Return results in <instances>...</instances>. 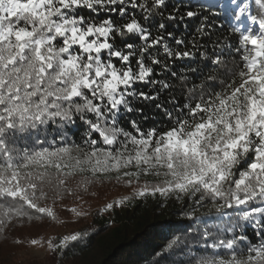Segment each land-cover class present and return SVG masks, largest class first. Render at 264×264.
Masks as SVG:
<instances>
[{"label": "snow or ice", "instance_id": "6c2138e0", "mask_svg": "<svg viewBox=\"0 0 264 264\" xmlns=\"http://www.w3.org/2000/svg\"><path fill=\"white\" fill-rule=\"evenodd\" d=\"M257 3L259 14L250 19L258 28L232 27L237 41L214 42L209 55L195 38L189 48L164 23L153 34L128 12L144 9L147 19L166 8V0H152L151 7L136 0H0V229L16 218L40 219L25 209L55 219L40 205L48 186L59 193L77 173L90 171L95 177L132 166L137 171L124 176L163 178L152 186L153 195L199 193L198 202L208 200L217 215L254 221L255 243L241 228L230 239L206 245L229 250L227 257L217 252L195 264H264V0ZM247 7H239L236 21ZM101 11L117 13L124 22L99 17ZM198 16L188 10L167 19ZM205 27L201 23L196 29L201 37L209 35ZM128 35L139 36L143 44L125 42L120 48L116 36ZM168 39L183 47H171ZM196 52L212 67L199 84L189 86V76L178 75L169 60H192ZM164 73L178 83L156 78ZM177 89L182 102L173 94ZM153 109L167 117L166 125L143 126L156 120ZM122 117L131 131L121 126ZM78 120L87 127L85 147H57L48 139L50 122L63 127ZM148 189L145 184L139 195ZM77 239L70 235L49 246L64 248Z\"/></svg>", "mask_w": 264, "mask_h": 264}, {"label": "trees", "instance_id": "16d2710c", "mask_svg": "<svg viewBox=\"0 0 264 264\" xmlns=\"http://www.w3.org/2000/svg\"><path fill=\"white\" fill-rule=\"evenodd\" d=\"M136 2L147 3L149 7L152 5V0ZM166 3L168 5L166 8L156 9L147 19H144L146 15L144 9L129 8L128 12L153 34L157 33L158 25L164 23L167 31L173 32L176 38H183L189 48L195 38L201 45L206 46V49L201 48L200 51L206 50L209 55L213 52L214 42L223 43L225 37L229 43L237 41L239 34L233 33L232 27H241L242 30L247 27L258 28V24H253L250 19L252 15L259 14L257 0H235V3L232 0H166ZM237 5L248 6V13L241 15L240 21L235 20V16L240 15ZM176 9H179V12ZM188 10L196 11L200 16L185 17L183 21L167 19L169 15L180 16ZM209 12L213 15L208 21H203V16ZM99 17L124 22V18L117 13L101 11ZM201 23H206L205 31L209 32L208 36L201 37L197 33L196 29ZM115 39L120 48H124L125 42L133 43L137 47L143 44L139 36L128 35L123 40L116 36ZM168 43L173 48L183 47L175 45L174 39H168ZM160 52L162 53V49ZM232 56L239 59L237 53H233ZM160 58L164 59V56L161 55ZM225 59H228L227 55ZM169 63L178 75L189 76V86L199 84L202 76L207 74L208 68L212 67L210 61L201 58L200 52H196L195 59L183 61L170 59ZM189 68L198 70L190 72L187 71ZM156 73H160L159 67H156ZM164 77L178 83L168 73H164L163 76L157 75L156 78ZM138 87L148 91L143 85ZM216 87L219 90L218 83ZM173 94L177 96L178 101H183L179 89ZM166 95L167 90L161 93L162 98ZM137 106L143 107L142 104ZM152 115L156 116V120L144 121V127L161 121L165 125L168 123L162 112L158 113L153 109ZM60 123L63 122L49 123V140H55L57 147L73 145L85 147L87 127L82 122L78 120L76 124L64 123L63 127L58 126ZM121 126L131 131L123 117ZM129 171L135 172L137 169L129 166L127 169H121L119 173H98L95 177L90 171L77 173L68 178L59 193L53 191L51 186L46 187L47 197L40 201V205L50 208L56 218L25 209L33 217L40 216V219L29 220L28 216H24L12 220L6 228L0 229V264H195L197 258H211L217 252L227 257L229 250L223 248L214 250L206 245H210L218 238L230 239L234 234H239L241 228L250 241L255 243L258 240L255 235L256 229L253 227L254 221L252 223L240 221L235 215L229 217L217 215L208 200L198 202L199 193L193 196L190 193L171 191L164 195L159 192L153 195L152 186L161 184L163 178L141 174L140 178L136 179L123 175ZM117 175L122 178L116 179ZM81 182L85 185H81ZM145 184L149 185L145 195L114 204L111 209L101 208L102 203L117 192L131 188L143 190ZM2 203L0 201V204ZM227 211L232 212L231 209ZM232 224H237V227L233 231H228ZM58 227H63L65 233L52 236V245L60 244L70 235H77L78 239L68 241L64 248L55 250L51 248L44 260L18 261L19 254L28 250L32 241L49 235L48 233H52ZM205 231L210 233L207 238L204 237Z\"/></svg>", "mask_w": 264, "mask_h": 264}, {"label": "rangeland", "instance_id": "374dc122", "mask_svg": "<svg viewBox=\"0 0 264 264\" xmlns=\"http://www.w3.org/2000/svg\"><path fill=\"white\" fill-rule=\"evenodd\" d=\"M245 13H248V7L245 10ZM81 185H85L83 182L80 183ZM87 186V185H86ZM100 188V187H99ZM98 190V189H97ZM104 190V189H103ZM139 188H131L126 189V191L117 192L115 195L111 196V198L104 203H102L101 208L104 209L109 204H119L124 202L130 198L136 197L139 195ZM65 233V229L63 227H58L56 230H53L52 233H48L49 235L38 239V243H32L28 250L19 254L18 261L19 262H27L30 260H44L50 253L51 247L49 244L51 243V237L58 234Z\"/></svg>", "mask_w": 264, "mask_h": 264}]
</instances>
